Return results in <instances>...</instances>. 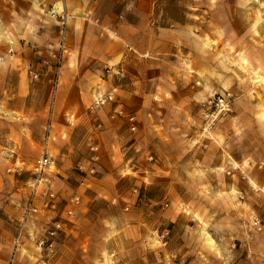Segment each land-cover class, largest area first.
<instances>
[{"label": "rangeland", "instance_id": "1", "mask_svg": "<svg viewBox=\"0 0 264 264\" xmlns=\"http://www.w3.org/2000/svg\"><path fill=\"white\" fill-rule=\"evenodd\" d=\"M65 2L36 1L33 17L19 14L24 4L7 0V12L0 1V264H264V43L248 42L244 31H264V0L149 2V25L191 26V65L177 68L191 74L197 92L195 139L174 150L183 149V159L165 165L149 155L113 158L112 120L106 125L97 117L109 107L91 109L105 83L122 90L124 76L117 80L111 68L89 63L83 48L79 55L67 51ZM122 6L107 0L102 10ZM76 16L99 27L85 13ZM234 26L244 38L239 49L230 41ZM215 94H229L231 113L204 133L201 105ZM252 103L255 113L247 111ZM252 120L263 126L254 128ZM45 148L51 162L38 185L37 211L26 215ZM229 161L239 163L232 175L225 173ZM174 166V174L167 172Z\"/></svg>", "mask_w": 264, "mask_h": 264}, {"label": "crops", "instance_id": "2", "mask_svg": "<svg viewBox=\"0 0 264 264\" xmlns=\"http://www.w3.org/2000/svg\"><path fill=\"white\" fill-rule=\"evenodd\" d=\"M0 1L4 3L2 7L7 8L5 5L7 0ZM11 1L26 5V9L20 10L19 14L39 17L35 2L37 1L39 5L56 0ZM106 1L66 0V14L68 16L70 14L73 18L65 22V46L68 52L77 55L79 48H83V54L87 55L85 58L89 63L111 68V72L108 73L115 79L119 80L117 77L119 74L124 76L122 90L121 86H114L113 82L108 81L105 83L106 91L98 92L94 96L95 99L97 95L112 93L114 97L113 102L106 105L109 107L108 110L97 112L100 122L109 125L108 118L112 120L109 132L114 138L117 151L113 158L119 160V156H126L130 162L136 154L149 155L161 165L181 160L184 158L183 149L191 146L192 140L195 139L191 136L193 112L194 117L197 118V105L194 103L197 92L196 89L191 90V74L180 72L177 68L182 62L191 65V29H189L191 26L188 25L187 29L180 30L178 25H170L167 29L149 25L148 4L151 0H119L123 5L121 8L108 7L103 11ZM7 9L9 12V8ZM77 11L85 13L89 22H98L99 27L95 29L85 23L82 18L76 16ZM109 15L122 19V22L117 25L111 24L107 18H104ZM32 22L33 28H36L37 21L34 19ZM231 28L235 35H231L230 41L234 42L235 49H239L244 38L238 34V26ZM96 30L97 35L93 39ZM149 31L158 33L151 35ZM244 31L247 32L245 40L248 39V42L264 43V31H261L259 36L254 35L249 27H245ZM107 32L113 35L110 36L106 34ZM178 32L187 34L179 35ZM35 37L28 35L27 38L36 40ZM178 43L187 46L184 45L182 48L172 46ZM160 44L171 46L161 48L158 46ZM200 95L205 96V93L201 92ZM255 110L254 103L247 109L248 112L253 113ZM118 111L122 115L113 116ZM107 112L108 117L105 114ZM127 115H132L136 119L137 132L134 134L130 133L127 125L123 124L127 122L125 119ZM251 126L261 128L263 125L260 121L252 120ZM178 145L183 146L182 155L174 151L177 150ZM230 162L225 168L226 171L234 166L239 168L237 161ZM175 169V166L171 167L167 172L174 174ZM232 174L233 172L230 175Z\"/></svg>", "mask_w": 264, "mask_h": 264}, {"label": "built area", "instance_id": "3", "mask_svg": "<svg viewBox=\"0 0 264 264\" xmlns=\"http://www.w3.org/2000/svg\"><path fill=\"white\" fill-rule=\"evenodd\" d=\"M255 2H257L258 0H254ZM49 15L51 17H56L57 13L55 10H51L49 12ZM61 21L62 22H66L68 15L66 13H63L62 16H60ZM32 75V74H31ZM33 79L37 78L36 74H33ZM113 95L112 93H107V94H103V95H97V97L94 99L93 101V107L91 109V112H95L99 109H101L102 107L110 104L113 102ZM202 114L204 116V128H203V132L204 133H208L212 127L214 126V124L216 122H218L219 120H222L225 117H228V115L231 113V100H230V96L229 94H215L213 96H211L207 101H205L202 105ZM121 116L122 113L120 111L115 112L113 116ZM127 123L130 126V131H135L136 127L134 124V117L132 115H127L125 117ZM91 151H96L95 147H91L90 148ZM97 160V156L93 157V161ZM50 157L47 153L46 148L44 149V151L42 152L36 169H35V174H36V180L35 183L33 185V192L32 195L30 197V199L28 200L26 207H25V214L28 215L29 213H35L37 211V208L34 207V199L35 196L37 194V190H38V185L39 183H41L42 181V174L45 172V169L50 165ZM240 170L238 167L234 166L230 169H228L225 173L227 175H230L232 172ZM90 173H94V169L91 168ZM45 195H47L49 198H53V193L50 192L48 189H46L45 191ZM70 204L72 207H75L76 205L79 204V198L77 196L75 197H71L70 198ZM66 214L71 217L73 216V209L69 208L68 211L66 212ZM253 225L254 226H259V221L256 217L253 218ZM60 224H56L54 226V231L49 232L48 236L52 237L54 236V234L56 233V231L59 229ZM165 233H163L161 235V240L165 239ZM44 241H41L40 245H43ZM163 244L165 245L166 242H163ZM51 246V245H49ZM175 264V263H174Z\"/></svg>", "mask_w": 264, "mask_h": 264}]
</instances>
